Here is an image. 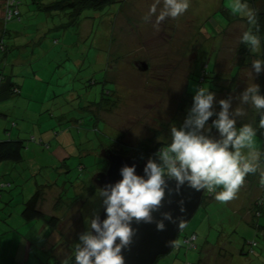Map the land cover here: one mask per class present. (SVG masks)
Wrapping results in <instances>:
<instances>
[{"label":"rangeland","instance_id":"rangeland-1","mask_svg":"<svg viewBox=\"0 0 264 264\" xmlns=\"http://www.w3.org/2000/svg\"><path fill=\"white\" fill-rule=\"evenodd\" d=\"M17 3L21 20L6 25L13 35L6 41L24 46L9 51L5 71H13L24 90L0 101L7 114L0 116V139L13 131L11 138L26 139V149L21 162L0 163V181L10 182H0V264H55L56 249L49 248L47 231L40 232L44 221L22 216L40 186L49 185L40 208L63 218L62 242L74 250L90 230L87 221L104 208L102 188L92 186L93 175L108 167L103 147L134 151L140 142L170 141L199 87L215 93V110L220 99H231L235 108L249 83L264 91V71L251 67L257 54L244 57L242 50H249L239 40L248 25L231 12V0H190L186 13L159 29L155 16L144 19L154 0H116L85 10L76 22L67 11ZM250 6L264 10V0ZM142 61L147 70L137 66ZM243 108L238 127H255V108ZM263 142L257 133L261 151ZM263 198L259 172L245 178L231 201H217L214 193L177 238L197 233L195 247L182 243L154 264H264V213L255 215Z\"/></svg>","mask_w":264,"mask_h":264},{"label":"clouds","instance_id":"clouds-1","mask_svg":"<svg viewBox=\"0 0 264 264\" xmlns=\"http://www.w3.org/2000/svg\"><path fill=\"white\" fill-rule=\"evenodd\" d=\"M189 7L190 0H154L144 19L155 16L154 27L159 29L162 21L182 16ZM231 12L247 21L248 27L239 42L260 57L251 63L259 74L264 71V56H261L264 51L258 35V12L250 6V0H231ZM215 102V93L209 86L199 87L183 125L171 128V142L147 161L143 175L137 173L135 164L124 165L120 169L122 179L99 190L106 218L101 220L96 215L87 221L90 230L80 234L73 250L76 264H125L122 250L131 243L133 221L153 222L152 213L162 205L169 178L176 181L177 195L187 185L196 191L215 193V199L220 202L235 199L249 174L259 172L264 184V151L256 146L258 129L248 123L238 127V118L246 115L243 105H249L260 116L258 127L264 129V94L260 86L249 83L235 108L231 99H220L217 112L213 107ZM162 216L156 221L159 231L165 229V220H173L170 212ZM185 227L181 220L179 228ZM171 243L179 246L183 241L175 239ZM71 259L63 264H69Z\"/></svg>","mask_w":264,"mask_h":264},{"label":"trees","instance_id":"trees-1","mask_svg":"<svg viewBox=\"0 0 264 264\" xmlns=\"http://www.w3.org/2000/svg\"><path fill=\"white\" fill-rule=\"evenodd\" d=\"M116 0H32V3L34 2L37 4V8L40 10H43L48 13L52 12H58V11H64L68 12L69 16L71 18V21L76 22L75 20L77 17L82 14L85 10L91 9V10H100L104 8L105 6L110 5L111 3L115 2ZM120 1V0H119ZM255 3L260 0H253ZM257 10V9H256ZM258 12V23H259V32L258 35L261 38L262 41V51H264V10H259ZM12 20H21V11L19 8V3H17V0H2L1 2V9H0V101L9 99L16 95L23 94L24 86L23 84L19 83L14 79L15 74L13 71L6 72L5 71V63L7 54L9 51L13 49V47L17 46L19 48L23 46H18V44L9 45L7 44V37H13V35H10V29H7V24ZM13 44V43H12ZM247 48V47H246ZM244 57H248L250 52L246 51V49L242 50ZM261 56H264V53L261 54ZM3 65V66H2ZM225 87H222L223 89ZM227 89V87L225 88ZM231 89V87H230ZM264 94V91L262 92ZM189 107H192V104L189 105ZM190 110V109H189ZM220 110V106L217 107L216 111L218 112ZM185 112V119L188 114V110L186 108L184 109ZM0 116H7L5 112H2L0 110ZM214 117L210 118L214 119ZM260 116L257 117V121L255 123V127H257L258 131L257 133L263 138L264 140V129H261L258 127L259 125ZM185 120L181 123V127L183 125ZM14 124H16L14 122ZM8 130V129H5ZM8 138L0 140V163L2 162H21L24 159V152L26 149V139L24 138H11L13 135V131H8L6 133ZM171 140H160L158 142H153L152 140L148 142H140L138 145V148H135L134 151H128L127 149H114L112 146H108L109 148L113 149L115 152L118 153H124L128 154V152H131V155L135 157L136 159L142 161L145 158H155V153L162 147L166 146L168 143H170ZM264 143V142H263ZM262 151H264V146ZM1 183H4L0 181ZM10 182H5L1 186H6ZM40 186L31 196V198L25 203V208L22 211V216L30 221L34 219H42L49 227L52 229L57 228L62 218L53 214H49L42 210L40 208L41 203L45 199V190L46 185ZM92 186L95 188L96 185L92 184ZM61 199L63 194H60ZM214 196V193L205 191L204 198L202 203L205 202V199L208 197ZM261 202H256V212L255 215L259 213L261 215L264 213V198L260 200ZM61 200L58 199L57 204H60ZM195 235L194 240H190L192 236ZM198 238L197 233H193L191 235H185L183 237V243L188 248H194L196 244V239ZM255 244V243H254ZM179 249L181 246H174V248ZM173 248V249H174ZM241 253H244L243 251ZM70 257L72 259L69 261V264H73L75 259L74 255L72 254ZM69 259V258H68ZM67 259V260H68ZM65 261V260H64ZM62 260L57 259L55 264H63Z\"/></svg>","mask_w":264,"mask_h":264},{"label":"water","instance_id":"water-1","mask_svg":"<svg viewBox=\"0 0 264 264\" xmlns=\"http://www.w3.org/2000/svg\"><path fill=\"white\" fill-rule=\"evenodd\" d=\"M141 70L148 69V63L142 61L137 63ZM101 155L108 161V167L104 171L96 172L92 177L94 185L104 188L122 179L120 169L124 165H136L138 174L143 175L145 164L150 158L140 161L129 154L118 153L108 146L103 147ZM168 190L162 200V205L158 211H154L153 222L133 221L132 227L134 235L129 246L122 250L125 264H154L162 255L169 253L174 246L172 241L177 239L181 231L179 228L181 220L187 224L194 216L195 212L202 204L205 191H196L187 185L180 189L179 195L176 194V181L173 178L167 179ZM183 209V210H182ZM164 212H170L173 220H165V229L159 231L156 228V221L163 218ZM101 220L106 218L105 206L99 214ZM73 264H76L74 261Z\"/></svg>","mask_w":264,"mask_h":264},{"label":"crops","instance_id":"crops-1","mask_svg":"<svg viewBox=\"0 0 264 264\" xmlns=\"http://www.w3.org/2000/svg\"><path fill=\"white\" fill-rule=\"evenodd\" d=\"M0 140H3V139H0ZM3 174H5V173H2V176H3ZM46 187H49V185L47 184ZM59 198H60V200L62 202L61 196L59 195L57 197V199H56V203L58 202ZM56 203H55V205H57ZM60 226H61V223H60V225L57 228L52 229L51 227H49L44 222V224L40 226V232L47 231V234H46L47 244H48L49 248L56 249L54 257H56L59 260L64 261V260H67L73 254V249L72 250L71 249H67V247L69 245H71V244L67 243L66 241L62 242L64 240V237H63V235H62V233L60 231V228H61ZM64 234H65V236H67L66 233H64ZM35 242H36V239H35ZM63 248H66V250H68V252L67 253L64 252L65 250L63 251Z\"/></svg>","mask_w":264,"mask_h":264},{"label":"built area","instance_id":"built-area-1","mask_svg":"<svg viewBox=\"0 0 264 264\" xmlns=\"http://www.w3.org/2000/svg\"><path fill=\"white\" fill-rule=\"evenodd\" d=\"M191 239H192V240H194V239H195V235H194V236H192V237L190 238V240H191Z\"/></svg>","mask_w":264,"mask_h":264}]
</instances>
